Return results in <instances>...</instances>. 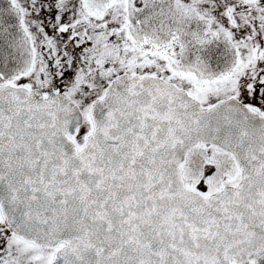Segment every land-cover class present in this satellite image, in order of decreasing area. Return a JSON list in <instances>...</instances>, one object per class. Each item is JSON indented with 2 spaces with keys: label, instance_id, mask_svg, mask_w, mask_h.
Instances as JSON below:
<instances>
[{
  "label": "snow or ice",
  "instance_id": "obj_1",
  "mask_svg": "<svg viewBox=\"0 0 264 264\" xmlns=\"http://www.w3.org/2000/svg\"><path fill=\"white\" fill-rule=\"evenodd\" d=\"M0 264H264V0H0Z\"/></svg>",
  "mask_w": 264,
  "mask_h": 264
}]
</instances>
